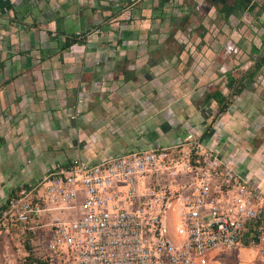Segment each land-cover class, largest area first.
<instances>
[{
    "label": "crops",
    "instance_id": "crops-1",
    "mask_svg": "<svg viewBox=\"0 0 264 264\" xmlns=\"http://www.w3.org/2000/svg\"><path fill=\"white\" fill-rule=\"evenodd\" d=\"M249 1L0 0V209L49 167L99 164L186 132L230 153L264 194V67L249 77L264 2ZM230 78L245 89L219 115L213 96L230 95ZM241 248L250 253L207 264H263Z\"/></svg>",
    "mask_w": 264,
    "mask_h": 264
},
{
    "label": "built area",
    "instance_id": "built-area-1",
    "mask_svg": "<svg viewBox=\"0 0 264 264\" xmlns=\"http://www.w3.org/2000/svg\"><path fill=\"white\" fill-rule=\"evenodd\" d=\"M231 160L186 132L99 164L55 165L6 200L0 225L22 247L36 234L34 251L53 264H207L245 243L264 262V194Z\"/></svg>",
    "mask_w": 264,
    "mask_h": 264
},
{
    "label": "trees",
    "instance_id": "trees-1",
    "mask_svg": "<svg viewBox=\"0 0 264 264\" xmlns=\"http://www.w3.org/2000/svg\"><path fill=\"white\" fill-rule=\"evenodd\" d=\"M242 3H244V2H242ZM255 6L256 5L254 3L250 4V1H249L247 6L244 8V10L250 12L255 8ZM237 7L240 8V6H238V5H237ZM235 8L236 7L232 8V9L228 8V9H226V11L228 13H232ZM68 45L69 44L67 42V44H65V47H68ZM262 67H264V39L262 40L260 55L257 57V60L254 64V70L251 73H249V75H250L249 77L253 79L255 74ZM228 87L231 88V90H232L228 97L222 96L221 93H217L213 96V99L217 102V104L219 106V108H218V114L219 115H222L225 112L227 105L231 102L230 99H232V97H234L236 95H239L245 89V85L241 84L240 80H235L234 78L229 79ZM13 195H14V192L12 194H10L9 198L12 197ZM4 207L5 206H3L0 209V213L2 212ZM259 224H256V225H259ZM261 224L264 227V220H262ZM35 237H36V234H33L31 231H26L25 240L22 243L23 249H24V251H26V254H24L25 257L23 259V263L24 264H53L50 262L49 258L36 254V251H34V247L32 245V242H33ZM243 247H247L246 243L243 245Z\"/></svg>",
    "mask_w": 264,
    "mask_h": 264
},
{
    "label": "rangeland",
    "instance_id": "rangeland-1",
    "mask_svg": "<svg viewBox=\"0 0 264 264\" xmlns=\"http://www.w3.org/2000/svg\"><path fill=\"white\" fill-rule=\"evenodd\" d=\"M261 1L264 2V0ZM217 117L218 116H216V119ZM262 141L264 142V137H262ZM47 235L48 231L45 230V227H43L41 229V238L45 240ZM235 252V258H239V256L248 255L250 253V250L238 247L237 249H235ZM226 254L229 253H225V255ZM24 257L23 247L19 245L18 239L16 237V231H12L7 225H4V223L0 225V264H24Z\"/></svg>",
    "mask_w": 264,
    "mask_h": 264
}]
</instances>
